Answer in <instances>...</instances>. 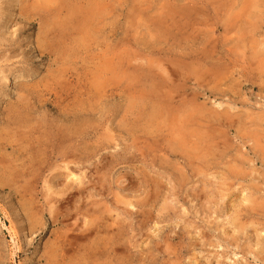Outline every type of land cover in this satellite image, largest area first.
Instances as JSON below:
<instances>
[{
	"label": "rangeland",
	"instance_id": "obj_1",
	"mask_svg": "<svg viewBox=\"0 0 264 264\" xmlns=\"http://www.w3.org/2000/svg\"><path fill=\"white\" fill-rule=\"evenodd\" d=\"M0 264H264V0H0Z\"/></svg>",
	"mask_w": 264,
	"mask_h": 264
},
{
	"label": "bare ground",
	"instance_id": "obj_2",
	"mask_svg": "<svg viewBox=\"0 0 264 264\" xmlns=\"http://www.w3.org/2000/svg\"><path fill=\"white\" fill-rule=\"evenodd\" d=\"M23 1V0H22ZM103 2V1H102ZM53 3V2H52ZM51 4V3H50ZM30 7V6H29ZM39 11V10H38ZM87 11V10H86ZM87 13V12H86ZM104 13V12H103ZM102 14V13H101ZM80 16V15H79ZM88 16V15H87ZM86 16V17H87ZM88 18H90V17H88ZM84 27H85V25H83ZM87 27V26H86ZM83 32V31H82ZM28 94V93H27ZM28 103V102H27ZM31 103V102H30ZM20 105V104H19ZM11 112V111H10ZM150 116V115H149ZM73 135V134H72ZM8 142V141H7ZM73 175V174H72ZM94 247V246H93ZM52 255V254H51Z\"/></svg>",
	"mask_w": 264,
	"mask_h": 264
}]
</instances>
